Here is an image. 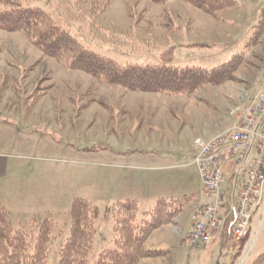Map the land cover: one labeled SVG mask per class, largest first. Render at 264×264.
I'll return each mask as SVG.
<instances>
[{"label":"rangeland","instance_id":"1","mask_svg":"<svg viewBox=\"0 0 264 264\" xmlns=\"http://www.w3.org/2000/svg\"><path fill=\"white\" fill-rule=\"evenodd\" d=\"M235 1L209 15L180 0H33L89 48L121 64L210 68L244 53L233 80L189 94L104 84L62 67L22 33L0 30V154L12 163L0 186L9 204L1 205L14 228H36L45 215L56 222L50 264H56L68 235L74 197L97 209L90 263L114 245L110 210L116 200L135 197L138 216L158 196L196 194L204 201L192 164L194 140L212 137L228 122V110L241 94L264 80V30L248 45L264 0ZM224 174L230 177L226 168ZM33 189L36 197L18 205L23 190ZM191 203L168 226L149 234L144 245L161 255L138 264H252L264 253V214L259 221V214L253 215L251 234L257 222L259 227L236 255L239 245L225 239L226 226L202 245L191 241ZM27 213L36 223L23 222Z\"/></svg>","mask_w":264,"mask_h":264},{"label":"trees","instance_id":"2","mask_svg":"<svg viewBox=\"0 0 264 264\" xmlns=\"http://www.w3.org/2000/svg\"><path fill=\"white\" fill-rule=\"evenodd\" d=\"M164 3L169 0H150ZM209 15L233 7L235 0H180ZM0 30L22 33L43 55L53 57L62 67L83 71L107 85L132 92L189 94L205 86H219L234 79L244 53L233 56L214 67L196 65L118 63L92 50L74 35L69 27L55 21L52 13L33 0H0ZM264 30V8L248 41L253 43ZM260 32V33H259ZM258 40V39H257ZM248 48V46H247ZM192 195L178 198H157L153 205L138 216L136 199L116 201L111 206L114 245L102 249L93 263L88 256L95 235L96 207L81 197H74L69 210L68 235L59 249L56 264H138L143 258L157 257L161 250L144 244L149 234L171 223ZM36 219L29 221L30 225ZM56 222L45 215L36 228L12 227L8 211L0 205V264H50L49 242ZM230 243L231 238H226ZM245 241L236 255H240ZM252 264H264V253Z\"/></svg>","mask_w":264,"mask_h":264},{"label":"built area","instance_id":"3","mask_svg":"<svg viewBox=\"0 0 264 264\" xmlns=\"http://www.w3.org/2000/svg\"><path fill=\"white\" fill-rule=\"evenodd\" d=\"M192 164L204 201L194 206L191 241L202 245L226 226L234 244L252 243L259 227L257 222L251 236L252 217L258 213L259 221L264 214V80L241 94L228 110V122L212 137L194 140Z\"/></svg>","mask_w":264,"mask_h":264},{"label":"crops","instance_id":"4","mask_svg":"<svg viewBox=\"0 0 264 264\" xmlns=\"http://www.w3.org/2000/svg\"><path fill=\"white\" fill-rule=\"evenodd\" d=\"M11 168H12V163H11V161H9V159L6 157V156H4V155H1L0 154V186L2 185V181H3V186L5 185V182H6V180H7V178H8V175H9V172L11 171ZM7 186V185H6ZM6 188V187H5ZM23 191H25V192H23V196H21V200H19V201H21V204H19V202H18V205H22L23 203H26L27 201H28V198L30 197V198H32V199H34L35 197H36V194H35V190L33 189L32 191L30 190V191H26V190H23ZM187 195V194H186ZM189 195H192V198H191V202H194V203H191V204H193V207L197 204V203H199L200 202V200L197 198V195L196 194H189ZM0 197L1 198H3V199H1L0 198V205L1 204H4V205H6V206H8V204H9V198H8V196H6L5 194H4V192H2L1 194H0ZM159 197H165V198H169V197H166V196H158L157 198H159ZM128 198H130V199H136L135 197H126V198H124V199H128ZM156 198V199H157ZM32 199H31V201H32ZM124 199H118V200H116V201H120V200H124ZM155 199V200H156ZM137 200V199H136ZM199 201V202H198ZM6 202L8 203V204H6ZM33 202V201H32ZM2 207H4L5 208V206H3V205H1ZM23 206V205H22ZM6 209V208H5ZM7 210V209H6ZM8 211V210H7ZM8 213H9V211H8ZM192 213H193V211H192ZM10 214V213H9ZM192 215V214H191ZM32 216L29 214V213H27L26 214V216H25V220H23V222L24 221H27V222H29V221H31L32 220ZM185 220V219H184ZM183 220V221H184ZM170 224V223H169ZM169 224H165V225H169ZM165 225H163V226H161V227H159V228H162V227H164ZM153 249V248H152Z\"/></svg>","mask_w":264,"mask_h":264}]
</instances>
